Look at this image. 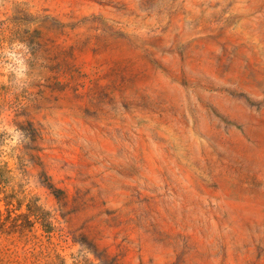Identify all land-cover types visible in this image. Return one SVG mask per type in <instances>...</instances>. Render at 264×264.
Here are the masks:
<instances>
[{
  "label": "rangeland",
  "instance_id": "1",
  "mask_svg": "<svg viewBox=\"0 0 264 264\" xmlns=\"http://www.w3.org/2000/svg\"><path fill=\"white\" fill-rule=\"evenodd\" d=\"M13 42L0 264H264V0H0Z\"/></svg>",
  "mask_w": 264,
  "mask_h": 264
},
{
  "label": "clouds",
  "instance_id": "2",
  "mask_svg": "<svg viewBox=\"0 0 264 264\" xmlns=\"http://www.w3.org/2000/svg\"><path fill=\"white\" fill-rule=\"evenodd\" d=\"M29 57L28 47L20 42H13L8 47L0 48V73L13 77L11 82L21 90L27 86L26 82L29 81L30 69L27 63ZM0 131L11 130L0 127ZM10 143L15 146L18 143V137H12Z\"/></svg>",
  "mask_w": 264,
  "mask_h": 264
}]
</instances>
